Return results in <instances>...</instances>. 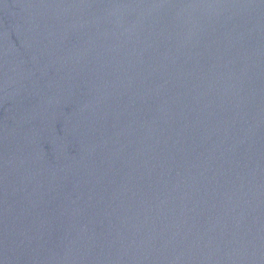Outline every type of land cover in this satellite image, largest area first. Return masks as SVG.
Masks as SVG:
<instances>
[{
	"label": "water",
	"instance_id": "1",
	"mask_svg": "<svg viewBox=\"0 0 264 264\" xmlns=\"http://www.w3.org/2000/svg\"><path fill=\"white\" fill-rule=\"evenodd\" d=\"M0 264H264V0H0Z\"/></svg>",
	"mask_w": 264,
	"mask_h": 264
}]
</instances>
